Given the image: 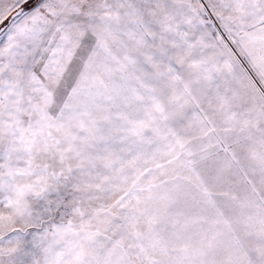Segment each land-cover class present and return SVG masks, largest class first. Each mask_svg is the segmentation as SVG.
<instances>
[{
  "label": "snow or ice",
  "instance_id": "obj_1",
  "mask_svg": "<svg viewBox=\"0 0 264 264\" xmlns=\"http://www.w3.org/2000/svg\"><path fill=\"white\" fill-rule=\"evenodd\" d=\"M0 264H264V0H0Z\"/></svg>",
  "mask_w": 264,
  "mask_h": 264
}]
</instances>
